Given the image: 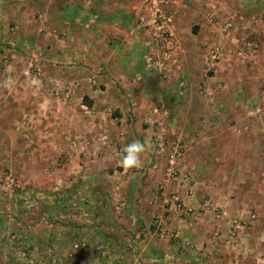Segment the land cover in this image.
Wrapping results in <instances>:
<instances>
[{"label": "rangeland", "instance_id": "1", "mask_svg": "<svg viewBox=\"0 0 264 264\" xmlns=\"http://www.w3.org/2000/svg\"><path fill=\"white\" fill-rule=\"evenodd\" d=\"M39 15L35 17L39 24L36 21L33 24L42 31L47 29L46 26L50 28ZM56 27L55 32L59 33L61 27ZM238 27L233 26L230 31L234 32ZM10 28L13 29L10 31L12 39L0 40V70L18 66L24 76L19 80L22 85L17 95V79L11 75L0 78L4 82H0V96L7 98L6 103L22 97L20 100L30 99L28 103L33 104V98L37 97L39 101L41 94L47 95L46 91L48 95H41L43 101L39 104L36 101L33 105L14 102L12 113L21 115L16 133L22 131V134L15 138L8 132L0 138V264H45L49 254L60 264L65 262L64 257L68 264H98L94 263L95 258L105 264H114L115 250L110 248L109 242L113 235L101 230V236L96 238L94 224L98 219H105L103 212L128 209L129 189L124 178L128 179L133 171L125 170L121 165L123 149L129 144V138L116 136L124 124L119 109L97 104L98 97L106 99L105 88L94 77L100 73L86 72L83 77L75 73L76 76H51L47 60L61 58L44 55L38 58L26 54L23 50L29 47L17 40L22 32L20 26L12 23ZM258 32L262 38L255 33L245 41L221 38L203 45L197 53V64L191 59L188 63L184 58L185 62L182 61L181 42L176 40L178 63L168 74L148 70L132 74L130 82L134 85L121 90L124 102L125 99L131 102L134 98L132 108H136V113H142L143 117L132 119L143 130L146 137L143 142L150 145L153 153L150 154L154 159H149V169L161 168L163 179L157 191L162 193L166 186L177 184L185 187L190 195L195 193L193 172L197 167L203 173L200 182L206 184L209 192L206 202H216L220 193L225 199L240 202L244 211V215L237 218L244 227L241 234L244 241L258 238L257 249L264 260V228L260 232L255 230L257 221L264 219V69L256 64L264 50V30ZM58 36L61 39V34ZM47 37L46 41H39L38 46L45 53L51 47L54 48L51 54L60 51L61 47L50 39L52 36ZM215 46L223 51L226 61L216 72L207 73L206 56ZM19 48L21 55L11 52ZM224 70L227 71L225 81L212 80ZM65 108L68 117L73 119L66 123L69 128L66 143L72 159L77 158L79 169L65 173V165L72 159H66V154H63L64 159H59L61 154H58L54 159L57 163L46 170L44 178L39 170L34 171L31 167L39 154V148L34 150V146H37L35 143L52 142L56 136L48 127L52 121L61 120L56 115L62 114ZM2 112L0 106V115ZM49 113L53 117L46 120L45 115ZM101 113L107 115L112 127L98 126ZM77 129L81 131L75 132ZM38 131L42 133L41 139L35 138ZM14 140L28 144L29 149L18 152ZM48 155L44 156L45 161L49 160ZM172 166L175 175H169ZM185 166H189L191 172L184 169ZM74 181L77 187L74 184L69 187ZM172 197L177 212H190L179 195ZM95 212H101V215ZM253 215L255 219H252ZM60 227L65 228L62 232L65 233L67 253L57 257L59 250L53 247V243L58 242L60 233L54 231ZM118 230L119 234H128ZM76 245L79 248H75ZM98 252L106 254V258L98 256ZM244 253L256 264V252H248L245 247L243 251L242 247L239 254Z\"/></svg>", "mask_w": 264, "mask_h": 264}, {"label": "crops", "instance_id": "2", "mask_svg": "<svg viewBox=\"0 0 264 264\" xmlns=\"http://www.w3.org/2000/svg\"><path fill=\"white\" fill-rule=\"evenodd\" d=\"M168 7V12L174 15L171 32L174 39L181 42L182 61L185 60L187 63L191 59L193 63L197 64V53H200V47L210 44L214 40L220 41L221 38L231 41L242 40L244 36L249 37L255 33L261 37L258 30H264V0H170ZM142 13V0H0V40L12 39L10 31L13 29L10 26L14 23L19 25L22 31L17 40L23 41L25 46L29 47L23 52L38 58H41V55L61 58L60 60H47V69L51 76L82 74L83 77L87 74L86 72L100 73L94 77L100 86L105 88L106 99L98 97L97 104L115 106L119 109L124 122L116 136L129 138V144L135 140L145 143L143 138L146 137L143 135V130H140L138 125L136 126L133 122L135 119H132L135 116L143 117L142 113H136V108H132L133 103L131 102L134 98L131 99V102L125 99L126 103L122 98V90L134 85L130 82L132 74L145 72L143 57L146 37L140 28ZM213 14L216 17H213ZM37 15L40 16V19H45V25L51 27L46 26L47 29L44 31L40 27L37 28L33 24L35 21L39 24V20H35ZM227 22H230L232 26L239 27L234 32L225 33L222 31V27ZM56 25L61 27L59 33L55 32L58 30ZM53 26L56 29L53 30ZM58 34H61V39ZM47 35L52 36L50 39L56 42L55 45L58 48L61 47L60 51H54L56 53L51 54L50 52L54 49L51 47L45 49L47 51L45 53L38 46L39 41L48 39ZM11 52L17 55L22 54L20 48L11 50ZM67 57H71L72 60H63ZM260 58L256 64L259 68L264 69V50ZM224 71L226 73L221 71L220 76L212 80L225 81L227 71ZM5 75L8 77L11 75L13 79H17L18 87L15 89L17 95L22 85L19 84V80L24 76L21 74V69L11 65L6 70H0V78ZM0 82L4 83L1 79ZM80 91L81 86L77 96ZM46 93L48 95V91ZM41 95L47 96L44 93ZM41 95L39 101H43ZM21 98L19 97L18 101L6 103L7 98L4 95L0 96V106L3 109L0 115V138L8 132L15 138L16 135L20 138L22 134V131L16 133V124L21 115L12 113L11 108L15 106L14 102L23 105L40 103L38 99L36 100L37 97L33 98L32 101H36L33 104L28 103L30 99L26 101L25 99L20 100ZM49 101L52 102L50 98ZM66 110L65 108L62 114L56 115L61 120L52 121L48 127L53 130L52 132L56 136L52 142L48 141L41 145L35 143L37 146H34V150L39 148V154L34 158V164L31 167L34 171L39 170L38 172L44 178H46L44 176L46 170L57 163L54 159L58 154H61L59 159H64L63 154H66V159L69 157L72 159L69 153L71 150L66 143L68 140L66 136L69 133L66 123L73 119L68 117ZM49 116L52 118V113L46 114L45 119H49ZM99 120L98 126L112 127L110 119L104 113L99 114ZM12 125L13 127H11ZM80 131L75 130L77 133ZM41 137L42 133L38 131L35 138L41 139ZM14 143L18 152L29 149L27 148L29 146H26L28 144L24 145L18 140H14ZM150 149L148 147L142 154L141 166L130 169L133 171L132 174L128 175V179L124 178L125 186L129 189L128 209L123 212H103L105 219H98V222L94 224L97 230L96 238L101 236V230L112 233L113 236H110L109 242L111 243L110 248L115 250H113L114 264H253L245 253H233L234 251L231 252L230 249L213 243L211 240L217 226H222L224 231H227L226 227L231 220L244 215L240 202L225 199L220 193L219 198H215L216 202H211L214 210L212 208L205 209V200L209 192L205 187L206 184L200 182L203 173L197 167L193 172L196 182L195 193L190 195L185 187L177 184L168 185L164 192L159 193L157 187L163 179L162 171L159 166L149 169V159H154L150 156L153 154ZM47 154L51 156L48 155L49 160L45 161L44 156ZM76 159H72L65 165V173L70 169L72 172L73 169H79ZM194 164L197 166L196 162ZM187 168L191 172L189 166H185L184 169ZM73 184L75 185V181L74 183L70 182L69 187ZM173 195H179L190 212L184 214L177 212L172 202ZM218 211L222 213L220 217H218ZM95 213L98 216L101 215V212ZM156 216L161 217L166 225L168 235L164 239H157L152 230V222ZM109 219L113 223L112 225H110ZM118 228L128 234H119ZM263 228L264 219L260 218L255 230L260 232ZM60 229L56 228L54 231L60 233L57 237L58 242L53 243V247L59 250L57 257L65 256L67 253L65 233L62 232L65 228L60 227ZM117 235L119 236L117 237ZM244 238V235L241 234L243 251L244 247L248 252L258 251L257 241L259 240L257 237L245 241ZM185 241L192 242L195 247L182 252L181 246ZM63 251L64 254L61 255ZM97 255L106 258V254L98 252ZM49 256L50 258H47L45 264H60L55 261L56 258L50 254ZM62 259L65 261L63 264H68L66 257ZM94 260V263L105 264L100 261V258Z\"/></svg>", "mask_w": 264, "mask_h": 264}, {"label": "built area", "instance_id": "3", "mask_svg": "<svg viewBox=\"0 0 264 264\" xmlns=\"http://www.w3.org/2000/svg\"><path fill=\"white\" fill-rule=\"evenodd\" d=\"M170 5V0H142L143 13L140 18V28L143 31L146 41L144 43V63L145 70L154 71L161 75H166L170 72V69L174 67L177 63V51L178 44L174 39L171 32V27L174 21V15L168 12V6ZM230 22L225 23L223 32H228L232 28ZM248 36H245L243 40H247ZM206 66L208 67L207 73L216 72L217 68L220 67L222 62H225L223 51L217 46L211 50L206 56ZM95 83V81L93 82ZM169 175H175V168L169 169ZM172 177L173 176H169ZM179 201V198H175ZM214 207L210 201L205 203V209ZM217 209V208H216ZM182 214L186 212H181ZM222 213L218 211V217ZM255 219V216H252ZM238 219L231 220L228 223L227 231H224L222 226H217L213 233V243H220L224 247L231 250L233 253H239L241 250V238L240 234L243 226ZM152 230L160 239H164L168 235L166 225L161 217H156L152 222ZM264 239V234L262 236ZM75 248H79L78 245ZM194 245L191 242H184L182 245V250L193 249ZM257 262L256 264H264L262 255L259 251H256Z\"/></svg>", "mask_w": 264, "mask_h": 264}, {"label": "clouds", "instance_id": "4", "mask_svg": "<svg viewBox=\"0 0 264 264\" xmlns=\"http://www.w3.org/2000/svg\"><path fill=\"white\" fill-rule=\"evenodd\" d=\"M150 145L145 142L141 143L138 140L127 144L123 149V157L121 160V165L125 170L132 168H139L142 164V154L147 150Z\"/></svg>", "mask_w": 264, "mask_h": 264}]
</instances>
